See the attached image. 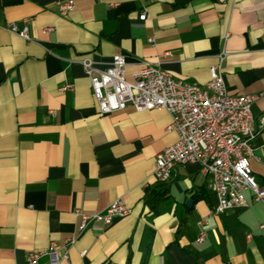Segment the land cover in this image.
I'll return each instance as SVG.
<instances>
[{
  "label": "crops",
  "instance_id": "crops-1",
  "mask_svg": "<svg viewBox=\"0 0 264 264\" xmlns=\"http://www.w3.org/2000/svg\"><path fill=\"white\" fill-rule=\"evenodd\" d=\"M59 1L0 0V264L62 244L76 232V208L93 213L119 198L131 213L87 228L58 264H264L262 202L245 191V206L210 216L212 179L196 163L158 185L155 154L176 139L170 115L132 106L99 113L81 63L89 57L103 69L122 54L129 81L150 62L198 84L219 63L230 94L262 92L264 0H72L64 16ZM24 19L30 40L7 28ZM66 83L72 89L60 90ZM263 111L264 96L252 106L256 121ZM263 146L264 129L250 158L262 184ZM154 185L168 195L150 209L143 197Z\"/></svg>",
  "mask_w": 264,
  "mask_h": 264
},
{
  "label": "built area",
  "instance_id": "built-area-1",
  "mask_svg": "<svg viewBox=\"0 0 264 264\" xmlns=\"http://www.w3.org/2000/svg\"><path fill=\"white\" fill-rule=\"evenodd\" d=\"M73 6L72 0L59 1L58 13L64 16ZM138 18L142 21L146 19L145 9ZM28 21L24 19L22 27L10 22L7 28L30 40ZM53 29L46 26L44 30L50 32ZM81 63L99 113L108 114L132 106L138 111L165 110L170 115L167 130L175 132L176 139L155 154L152 176L156 182H169L176 167L196 163L212 179L216 203L210 216L245 206V191L251 192L253 199L264 205V183L258 182L250 165L254 154L253 140L264 129V111L256 121L252 106L264 96V90L251 94H230L219 63L210 67V78L202 84L177 79L159 64L150 62H142L129 81L125 78L126 60L122 54H114L109 65L103 69L97 68L89 57L83 58ZM66 89H72V84L60 87V90ZM131 211L123 198L113 200L93 213L76 208V232L65 238L62 244L51 241L46 248L28 252L24 264H40L43 257H48L50 264L68 261L70 247L87 228L95 223L110 225L116 218ZM204 224V220L199 222L201 227ZM259 228L264 229V220ZM205 237L202 227L196 241L201 243Z\"/></svg>",
  "mask_w": 264,
  "mask_h": 264
},
{
  "label": "trees",
  "instance_id": "trees-1",
  "mask_svg": "<svg viewBox=\"0 0 264 264\" xmlns=\"http://www.w3.org/2000/svg\"><path fill=\"white\" fill-rule=\"evenodd\" d=\"M168 182H159L158 185H164ZM157 185H154L148 189L145 190L143 202L146 206H148L150 209H153L163 198H165L168 195V188L162 187L157 188Z\"/></svg>",
  "mask_w": 264,
  "mask_h": 264
},
{
  "label": "water",
  "instance_id": "water-1",
  "mask_svg": "<svg viewBox=\"0 0 264 264\" xmlns=\"http://www.w3.org/2000/svg\"><path fill=\"white\" fill-rule=\"evenodd\" d=\"M187 203H190V200H187Z\"/></svg>",
  "mask_w": 264,
  "mask_h": 264
}]
</instances>
